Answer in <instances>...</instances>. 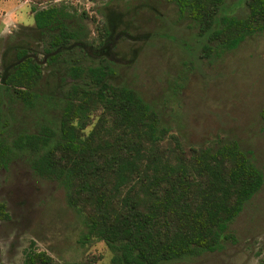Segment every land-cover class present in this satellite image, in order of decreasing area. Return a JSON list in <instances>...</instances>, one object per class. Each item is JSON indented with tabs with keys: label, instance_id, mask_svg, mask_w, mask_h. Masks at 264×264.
Listing matches in <instances>:
<instances>
[{
	"label": "trees",
	"instance_id": "trees-1",
	"mask_svg": "<svg viewBox=\"0 0 264 264\" xmlns=\"http://www.w3.org/2000/svg\"><path fill=\"white\" fill-rule=\"evenodd\" d=\"M167 1L202 41L199 57L218 56L264 30V0H241L239 13L225 10L224 0ZM31 12L43 32L46 64L85 40L95 60H69L66 72L75 81L56 96L35 89L41 67L26 48L16 49L0 73V169L25 155L32 173L53 180L79 216V244L102 241L112 253L109 264L177 261L232 240L228 224L262 184L247 153L227 137L183 150L134 89L110 83L115 70L107 58L106 22L97 21L96 37L87 39L82 26L64 22L69 15L63 4ZM78 16L87 18L84 12ZM35 108L41 117L31 128L15 127V109ZM259 116L264 129V103ZM167 137L173 144L161 147ZM8 218L0 200V221ZM49 262L30 241L23 264Z\"/></svg>",
	"mask_w": 264,
	"mask_h": 264
},
{
	"label": "rangeland",
	"instance_id": "rangeland-1",
	"mask_svg": "<svg viewBox=\"0 0 264 264\" xmlns=\"http://www.w3.org/2000/svg\"><path fill=\"white\" fill-rule=\"evenodd\" d=\"M52 4H63L69 15L64 22L82 26L87 39L96 37L97 21L106 22L107 58L115 70L108 81L134 89L183 150L234 139L262 173L260 188L228 224L232 240H222L214 251L160 264H259L264 252V129L259 116L264 30L206 58L199 57L202 41L195 29L178 18L167 0H0V73L14 61L17 48H26L42 71L35 89L56 96L75 81L66 72L69 60L87 65L95 59L85 40L72 42L55 62L45 63L43 32L34 27L31 9ZM239 5L241 0H224L223 7L239 13ZM81 12L87 18L78 16ZM13 113L15 127L27 129L41 117L38 108ZM172 144L167 137L160 146ZM0 200L9 214L0 221V264H23L30 241L50 257L48 264H109L112 253L102 241L79 244V216L65 204L63 190L53 180L32 173L25 155L0 169Z\"/></svg>",
	"mask_w": 264,
	"mask_h": 264
}]
</instances>
